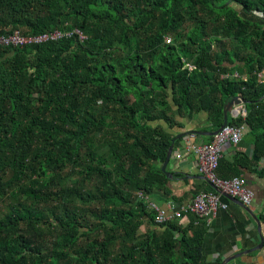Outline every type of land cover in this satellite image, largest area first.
Listing matches in <instances>:
<instances>
[{
    "label": "trees",
    "instance_id": "16d2710c",
    "mask_svg": "<svg viewBox=\"0 0 264 264\" xmlns=\"http://www.w3.org/2000/svg\"><path fill=\"white\" fill-rule=\"evenodd\" d=\"M263 26L264 0H0L5 33H71L0 47V264H201L204 223L156 227L136 196L165 195L177 116L217 132L239 94L229 125L264 156ZM235 66L247 81L221 79Z\"/></svg>",
    "mask_w": 264,
    "mask_h": 264
},
{
    "label": "crops",
    "instance_id": "0c3cea01",
    "mask_svg": "<svg viewBox=\"0 0 264 264\" xmlns=\"http://www.w3.org/2000/svg\"><path fill=\"white\" fill-rule=\"evenodd\" d=\"M238 70L235 66L230 73L237 72L241 76L249 78L247 73H241ZM247 104L239 106L236 110L240 108L246 110ZM175 112L177 115L176 109ZM239 115V112H237V114L229 116V119H237ZM176 120L181 127H176L170 132L175 137L181 134H189V136L177 141L179 142H176L177 145L175 143L174 153L166 167V179L168 181L165 185L166 193L164 195L160 192L152 197V202L158 206H163L167 201L183 205L199 193L214 192L210 184L200 176L195 157L186 150L188 145L191 144L203 145L211 142L213 137L207 134L214 132L208 129L210 126L208 115L202 113L191 119L177 116ZM243 125L245 127L243 143L238 147H227L224 153V159L229 162H233L236 154H244L249 159L256 156L254 144L248 138L250 129L247 124ZM194 132L204 136L193 135ZM256 157L258 158V160L255 159L257 162L256 166H251L249 170L243 169V177L248 187L255 194L253 205L249 210L261 224V233L264 238V224L260 220L261 215L264 214V175H262V171H264V156ZM221 202L227 205L228 208L226 211H219L211 225L205 230L202 242L203 259L201 264H222L223 262H227L226 264H264V243L261 250L258 249L260 237L257 228L258 224L253 219V216L236 201L222 198ZM193 219L192 216H186L179 221V225L188 230ZM141 228L145 229L144 234L148 226L145 224ZM155 229L157 228L155 227Z\"/></svg>",
    "mask_w": 264,
    "mask_h": 264
},
{
    "label": "built area",
    "instance_id": "2783aa9c",
    "mask_svg": "<svg viewBox=\"0 0 264 264\" xmlns=\"http://www.w3.org/2000/svg\"><path fill=\"white\" fill-rule=\"evenodd\" d=\"M75 32L79 34L81 40L86 38L80 31L76 30ZM69 36H71V33L59 30L40 35L24 36L18 30L5 33L0 27V47H23L25 45L59 41ZM165 41L167 44H171L169 37H166ZM186 68L191 72L195 70V67L192 65H186ZM257 76L259 82L264 83V70L259 72ZM221 79L247 81L248 78L236 72L223 74ZM238 112L242 117H246L247 115V111L244 108H240ZM244 136V125L241 127L228 125L217 136L213 137L210 143L203 145L191 144L186 148L187 152L195 157L200 176L218 191L199 193L183 205L167 201L163 206H158L141 193L137 194V200L142 201L148 210L154 213V224L156 227H160L168 222H177L179 224V221L186 216H192L197 219V223L203 222L207 228L211 225L219 211L227 210V205L221 202L224 196L238 200L247 208L252 207L255 194L248 187L244 177L223 180L217 175L219 163L224 158L226 148L240 146L243 143Z\"/></svg>",
    "mask_w": 264,
    "mask_h": 264
},
{
    "label": "water",
    "instance_id": "95a60500",
    "mask_svg": "<svg viewBox=\"0 0 264 264\" xmlns=\"http://www.w3.org/2000/svg\"><path fill=\"white\" fill-rule=\"evenodd\" d=\"M247 104V101H245V99L242 97V95H238L236 97H234L232 99V101L227 104L225 106V109H224V122H223V126L220 130H218L217 132H214V133H210V134H207L211 137H215L217 136L224 128H226L228 125H229V116L231 115H234V114H237L238 110H236L237 108H239V106L241 105H246ZM193 135H198V136H204L203 134H200V133H197V132H194ZM187 136H189V134H181V135H178L177 137L174 138V140L172 141V145L171 147L169 148V151H167V155H166V159H165V162L163 163L162 167H161V172L163 174H165V176H167L166 174V167L169 163V160L171 159V156L172 154L174 153V146H175V143L181 139H185ZM255 154H256V151H255ZM255 159L258 160V158L255 156ZM211 186V185H210ZM213 188L214 191H218L217 189H215L213 186H211ZM224 198L228 199V200H232V201H236L238 202L251 216H253L249 210V208L245 207L242 203H240L238 200L236 199H233L229 196H224ZM253 219L257 222L258 224V233H259V237H260V244L257 246L258 249L261 250V248L263 247V243H264V238L262 236V227H261V224L257 221V219L255 218V216H253ZM227 263V262H226ZM225 262H223L222 264H226Z\"/></svg>",
    "mask_w": 264,
    "mask_h": 264
},
{
    "label": "rangeland",
    "instance_id": "374dc122",
    "mask_svg": "<svg viewBox=\"0 0 264 264\" xmlns=\"http://www.w3.org/2000/svg\"><path fill=\"white\" fill-rule=\"evenodd\" d=\"M237 7V6H236ZM237 9H239V7H237ZM239 10H241V9H239ZM145 229H146V227H145ZM145 229L143 230L142 228L140 229V234H143V232L145 231Z\"/></svg>",
    "mask_w": 264,
    "mask_h": 264
}]
</instances>
